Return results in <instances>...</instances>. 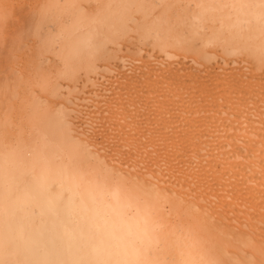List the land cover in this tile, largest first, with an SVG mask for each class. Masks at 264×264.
<instances>
[{
  "label": "bare ground",
  "instance_id": "1",
  "mask_svg": "<svg viewBox=\"0 0 264 264\" xmlns=\"http://www.w3.org/2000/svg\"><path fill=\"white\" fill-rule=\"evenodd\" d=\"M25 1L0 0V264H115L117 203L147 264H264V0Z\"/></svg>",
  "mask_w": 264,
  "mask_h": 264
},
{
  "label": "clouds",
  "instance_id": "2",
  "mask_svg": "<svg viewBox=\"0 0 264 264\" xmlns=\"http://www.w3.org/2000/svg\"><path fill=\"white\" fill-rule=\"evenodd\" d=\"M112 211L117 226L108 233L107 243L116 257L115 264H147L138 247L144 239L139 221L135 214L129 215L133 211L132 206L117 203ZM149 243L155 246L159 239L153 237ZM174 264H213V261L202 251L178 247Z\"/></svg>",
  "mask_w": 264,
  "mask_h": 264
},
{
  "label": "rangeland",
  "instance_id": "3",
  "mask_svg": "<svg viewBox=\"0 0 264 264\" xmlns=\"http://www.w3.org/2000/svg\"><path fill=\"white\" fill-rule=\"evenodd\" d=\"M31 1H34V0H29V1L26 0L25 2L28 3V4H30L29 2H31ZM18 10H19V9H18ZM18 10H17V11H18ZM17 11H16L15 14L18 15L17 17L19 18V20H22V19H23V14H21V13H19V12H17ZM19 11H21V10H19ZM21 12H22V11H21ZM18 13H19L20 15H19ZM232 81H233V82H239L240 79H233Z\"/></svg>",
  "mask_w": 264,
  "mask_h": 264
}]
</instances>
